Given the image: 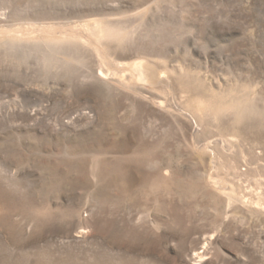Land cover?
<instances>
[{
  "label": "rangeland",
  "instance_id": "1",
  "mask_svg": "<svg viewBox=\"0 0 264 264\" xmlns=\"http://www.w3.org/2000/svg\"><path fill=\"white\" fill-rule=\"evenodd\" d=\"M0 264H264V0H0Z\"/></svg>",
  "mask_w": 264,
  "mask_h": 264
},
{
  "label": "bare ground",
  "instance_id": "2",
  "mask_svg": "<svg viewBox=\"0 0 264 264\" xmlns=\"http://www.w3.org/2000/svg\"><path fill=\"white\" fill-rule=\"evenodd\" d=\"M102 30L103 37L117 35L116 31L112 29L103 28ZM166 69H162L151 59L140 58L131 64V76H122L120 82L127 88H133V86L141 84L147 93H149V97L152 99L153 104L162 109L176 108L181 112V114H185L179 106V103L184 95L177 93L179 96L176 97L172 87L173 78L168 69ZM180 70L182 71L183 69L181 68ZM99 75L110 74H107L102 70ZM216 183L217 182L214 181V184Z\"/></svg>",
  "mask_w": 264,
  "mask_h": 264
}]
</instances>
